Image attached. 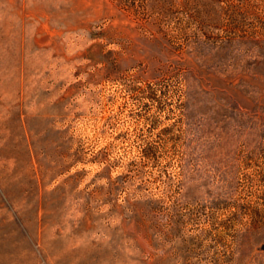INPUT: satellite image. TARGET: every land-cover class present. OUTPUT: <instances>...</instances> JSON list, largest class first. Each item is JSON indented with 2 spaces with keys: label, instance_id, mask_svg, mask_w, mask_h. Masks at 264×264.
Returning <instances> with one entry per match:
<instances>
[{
  "label": "rangeland",
  "instance_id": "rangeland-1",
  "mask_svg": "<svg viewBox=\"0 0 264 264\" xmlns=\"http://www.w3.org/2000/svg\"><path fill=\"white\" fill-rule=\"evenodd\" d=\"M0 264H264V0H0Z\"/></svg>",
  "mask_w": 264,
  "mask_h": 264
}]
</instances>
